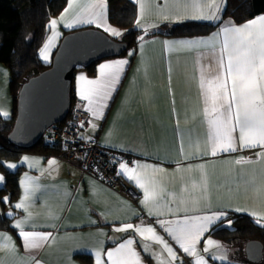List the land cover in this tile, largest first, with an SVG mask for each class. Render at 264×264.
<instances>
[{
    "label": "crops",
    "instance_id": "1",
    "mask_svg": "<svg viewBox=\"0 0 264 264\" xmlns=\"http://www.w3.org/2000/svg\"><path fill=\"white\" fill-rule=\"evenodd\" d=\"M133 1L137 5L136 26L141 29L163 23L206 21L190 17L200 14V9L206 15L211 14L215 9L210 5L218 2ZM102 2L103 9L99 7L101 0H68L65 9L69 10L65 12L64 9L56 18L58 23L45 42L53 37V32L56 33L47 60L40 51L45 64L52 63L66 30L96 27L113 37L117 36L106 28L124 33L109 20L108 0ZM89 12L102 13V17L91 16ZM221 13L222 10L218 15ZM260 16L264 14L257 17ZM89 20L93 22H86ZM244 23L234 24L240 26ZM220 28L195 37L144 35L135 48L134 58L126 54L101 60L95 74L77 70L75 86L79 97L80 88L84 86L81 76L98 80L101 78V64L127 61L106 89L105 97H98V103L91 106L82 100L87 109L91 107L99 112L93 116L90 111L95 122L87 132L96 134L104 147L135 155L133 174L140 177L144 188L127 176L128 185L137 192L135 198L118 186L84 175L61 155L25 152L18 161H6L5 165H17L16 168L6 166L9 170L23 166L24 171L20 176V196L5 209L0 203V212H20L12 222L18 236L11 230L0 229V264H86L79 256H89L93 259L92 264H97V252L100 253V264H112L107 253L130 238L134 240L132 248L138 253L140 264H196L198 257H203L205 264H233L234 254L239 257L237 264H248V241L244 247H232L231 243H224L209 232L220 222L228 226L230 213L248 214L264 225V155H257L264 152V148H240L237 142L236 151L211 154L204 115L205 98L201 89L202 75L208 79V73L215 70L211 44L191 47L165 44L166 41L207 39ZM222 39L221 33L216 41L217 49ZM6 69L0 63V74L5 75ZM129 75H132L130 81ZM124 93L126 96H122ZM12 112L10 89L0 86V113L10 116ZM250 152L256 155L248 156ZM24 157L29 159L24 160ZM238 160L241 162L237 163ZM0 175L4 176L1 168ZM3 184L4 181L0 182V187ZM145 188L150 195L154 193L147 203L143 202ZM20 202L24 207L16 208ZM220 212L226 215L215 220L199 237L195 254L184 253L165 230L167 227L176 228V222L182 225L185 218L196 223L192 218ZM17 221L23 222L24 231L50 235L47 239H37L38 246L27 247L20 229L15 227ZM158 221L173 223L161 225ZM128 223L153 227L156 234L173 248L178 259L173 260L163 244L150 238L151 234L146 233L149 238L145 239L134 229L117 231ZM208 240L215 243L209 245ZM206 247L208 251L204 250ZM121 258L134 264L135 258L128 256L127 250L122 252ZM255 263L264 264V251L261 260Z\"/></svg>",
    "mask_w": 264,
    "mask_h": 264
},
{
    "label": "snow or ice",
    "instance_id": "2",
    "mask_svg": "<svg viewBox=\"0 0 264 264\" xmlns=\"http://www.w3.org/2000/svg\"><path fill=\"white\" fill-rule=\"evenodd\" d=\"M222 5H226V0H218L217 3L210 5L215 9L211 14L206 15L200 9V14L190 18L206 21L219 20L218 13L222 10ZM99 7L104 8L102 0ZM141 7L143 11V5ZM68 10L65 9V12ZM89 15L102 17V13L89 12ZM61 19H63V15ZM86 22L91 23L93 21ZM57 23V20H51L50 27L55 29ZM137 24L139 25V20ZM106 30L111 31L115 36L121 35V32L114 28H106ZM221 33L223 39L219 40V48L217 49L216 41ZM55 35L56 33L53 32V37H50L41 49V55L45 60L48 59L47 52ZM165 44L169 46L179 44L189 47L211 44L215 70L208 73V79H205L203 75L201 78L202 95L205 98L204 115L209 129L208 138L211 142V154L216 155L217 151H236L237 142L240 148H264V16L247 21L240 26H236L233 21L229 20L218 32L213 33L207 39L166 41ZM126 63L125 60H116L101 64L99 66L101 78L98 80H89L81 76L80 79L84 82V86L80 88L79 92L81 98L88 101L89 106L98 103L97 98L107 95L106 89L117 78V72L121 66ZM88 110L92 111L93 116L99 114L98 110L91 107ZM257 155H264V152ZM23 159L28 160L29 158L24 157ZM241 160H238L237 163H240ZM0 163L4 162L0 161ZM49 163H54V161H49ZM6 166L8 168L17 167L16 164H7ZM119 169L118 175L126 174L130 180H134L140 187L144 188V184L140 182V177L133 174L135 168H130L128 163L121 161L119 162ZM4 180L5 177L0 175V182ZM153 196L154 193L150 195L148 189L145 188V201L143 202L147 203ZM8 199V197H4L3 201L7 202ZM15 207L23 208L24 203H17ZM224 215L226 214L220 212L192 218L196 223H190L188 218H185L182 225L176 222L178 225L176 228L167 227L165 230L176 240L184 253L195 254V245L199 237L207 231L209 225ZM158 223L164 225L173 222L158 221ZM22 224V221H17L15 227L20 229V236L27 247L38 246L37 239H47L50 235L24 231ZM128 229H134L145 239L149 238L145 235L146 233L151 234L150 238L163 244L173 260L178 259L173 248L164 241L163 237L156 234L153 227L134 226L128 223L117 231ZM133 243L134 240L130 238L120 244L118 248L109 251L107 257L112 261V264H129L127 260L121 258L124 250H127L128 256L135 258L134 264H140L138 253L132 248ZM207 243L211 245L215 242L208 240ZM204 250L208 251V248L206 247ZM96 256L97 264H100V253L97 252ZM114 256L116 259H113ZM196 264H205L204 258L198 257Z\"/></svg>",
    "mask_w": 264,
    "mask_h": 264
},
{
    "label": "trees",
    "instance_id": "3",
    "mask_svg": "<svg viewBox=\"0 0 264 264\" xmlns=\"http://www.w3.org/2000/svg\"><path fill=\"white\" fill-rule=\"evenodd\" d=\"M67 4L68 0H0V63L4 64L10 72L9 89L13 101V112L9 117L0 113V161L4 162L0 163V168L5 177L4 184L0 187V203L4 209L12 205L20 196V176L24 171L23 166L14 171L9 170L5 165L6 161H18L25 152L45 156L52 154L62 156L63 141L54 138L51 134V130L55 126L63 129L77 124L79 137L82 140L91 137L97 138L96 134L87 132V129H91L93 126V118L84 103L76 105L83 106L82 109L88 113V119L84 122L77 119L72 120L75 110L73 104L78 98L75 86L76 74L71 88L72 107L63 122L51 126L48 129L49 132L47 130L43 138L34 145L23 146L12 140L10 136L17 116L20 87L30 76L37 75L50 66L42 61L40 51L52 31L50 21L56 20ZM107 12L112 25L124 30L123 34L114 38L128 44V50L123 54L126 55L130 48L137 47L144 35L195 37L210 34L222 27L228 19L237 24L244 23L264 14V0H226L219 20L163 23L152 26L150 29H141L136 26L137 5L133 0H108ZM68 32L70 30L65 31V33ZM98 63H94L88 68H77L76 72L78 69H83L95 74ZM99 145L102 146L100 143ZM131 156L135 160L136 156L133 154ZM4 197L9 198L7 202L3 201ZM19 213L1 211L0 229L11 230L18 236L12 222ZM229 219L232 221L231 226H223L220 222L213 226L209 234L224 243L232 244L237 241L245 243L250 239L262 240L264 243V225L259 224L252 216L230 213ZM79 257L86 264H92L91 257Z\"/></svg>",
    "mask_w": 264,
    "mask_h": 264
},
{
    "label": "water",
    "instance_id": "4",
    "mask_svg": "<svg viewBox=\"0 0 264 264\" xmlns=\"http://www.w3.org/2000/svg\"><path fill=\"white\" fill-rule=\"evenodd\" d=\"M127 50V43L100 28L85 27L66 33L50 66L21 85L17 116L10 133L12 140L23 146L39 142L51 126L68 117L76 69L121 56ZM263 251L260 240L247 242L246 253L251 262H259Z\"/></svg>",
    "mask_w": 264,
    "mask_h": 264
},
{
    "label": "built area",
    "instance_id": "5",
    "mask_svg": "<svg viewBox=\"0 0 264 264\" xmlns=\"http://www.w3.org/2000/svg\"><path fill=\"white\" fill-rule=\"evenodd\" d=\"M76 119L84 122L88 119V113L84 109L77 107L72 116L73 121ZM51 134H53L54 138L63 141L64 150L62 151V157L77 166L84 175H90L111 186H118L124 192L137 198V193L128 185L127 175L117 174L120 172L119 162L121 161L128 163L130 168L134 167L135 160L131 154L115 152L112 148L102 147L95 137L82 140L79 137L77 124L63 129L55 126L52 128Z\"/></svg>",
    "mask_w": 264,
    "mask_h": 264
},
{
    "label": "rangeland",
    "instance_id": "6",
    "mask_svg": "<svg viewBox=\"0 0 264 264\" xmlns=\"http://www.w3.org/2000/svg\"><path fill=\"white\" fill-rule=\"evenodd\" d=\"M135 52H136V49L130 48V50L128 51V56H130V58H134ZM128 80L129 81L132 80V75H129ZM147 81L151 84V79H148ZM9 82H10V72H9V70L7 68L5 75L4 74H0V86H5V87L8 86V88H9ZM122 96H126L125 93ZM83 103H84V101L79 96L73 105L83 104ZM77 107L78 108H82L83 106H76L75 108H77ZM5 116H8L9 117V115H5ZM96 121H98V120L96 119ZM92 122H95V120L93 119ZM47 132H49V130ZM113 150L115 152H123V151H119V150H116V149H113ZM254 155H256V154H254L253 152L248 153V156H254ZM227 225L228 226H231L232 225V222L230 221V224H227ZM250 240H253V239H250ZM260 241L263 242L262 240H260ZM243 244H244L243 241H237L236 243L235 242L232 243L231 246L232 247H238V246H243L244 247L245 244L244 245ZM232 258H233V261H234L233 264H237V259L239 258L238 255H235L234 254ZM248 264H256V263L249 261Z\"/></svg>",
    "mask_w": 264,
    "mask_h": 264
}]
</instances>
